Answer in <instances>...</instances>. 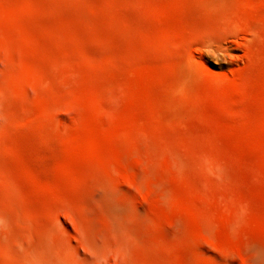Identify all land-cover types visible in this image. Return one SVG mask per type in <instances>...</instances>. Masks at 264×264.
I'll return each instance as SVG.
<instances>
[{"label": "rangeland", "instance_id": "1", "mask_svg": "<svg viewBox=\"0 0 264 264\" xmlns=\"http://www.w3.org/2000/svg\"><path fill=\"white\" fill-rule=\"evenodd\" d=\"M109 184L123 264H264V0H0V264Z\"/></svg>", "mask_w": 264, "mask_h": 264}, {"label": "bare ground", "instance_id": "2", "mask_svg": "<svg viewBox=\"0 0 264 264\" xmlns=\"http://www.w3.org/2000/svg\"><path fill=\"white\" fill-rule=\"evenodd\" d=\"M116 192V188L109 184L99 195L115 227L109 236H82L77 240V244L62 250L47 248L40 252L30 251V262L32 264H123L125 243L120 224L125 222V214L129 208L126 204L115 200Z\"/></svg>", "mask_w": 264, "mask_h": 264}]
</instances>
